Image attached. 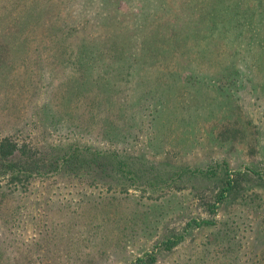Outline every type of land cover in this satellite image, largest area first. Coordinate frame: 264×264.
<instances>
[{
    "label": "rangeland",
    "instance_id": "1",
    "mask_svg": "<svg viewBox=\"0 0 264 264\" xmlns=\"http://www.w3.org/2000/svg\"><path fill=\"white\" fill-rule=\"evenodd\" d=\"M63 1L52 26L75 18L70 32L0 23V139L41 166L69 158L0 175V264H264V69L246 57L259 0ZM101 68L114 101L98 106Z\"/></svg>",
    "mask_w": 264,
    "mask_h": 264
},
{
    "label": "trees",
    "instance_id": "2",
    "mask_svg": "<svg viewBox=\"0 0 264 264\" xmlns=\"http://www.w3.org/2000/svg\"><path fill=\"white\" fill-rule=\"evenodd\" d=\"M9 2V8L7 6L4 7L3 4H0V23L3 21H5V25H7V27L10 25V22L13 19H17V23L16 26H20L21 28H23V30L25 29L26 32L28 34H30V31L32 30V26L34 28L38 29L41 27V22L44 21L46 22L47 25H49L50 27L47 28H56V26H52L54 23H56L57 21H59L61 15H62V10L64 9V5L65 2L63 0H57L56 2L52 1V0H15V2H13V0H6ZM75 1V0H73ZM96 0H88L87 4L84 7H88L90 5H93L95 3ZM112 1L113 0H99L100 4H103L104 7L106 9H108V14H110L112 12ZM219 1H227V0H219ZM82 2H86L85 0H82ZM232 2H238L240 5L242 3V1H236V0H232L229 2V5L232 7ZM60 4H62L63 6L60 7ZM221 4V2H220ZM16 6H19V11L21 12V14L19 15H14L13 11ZM114 7V6H113ZM249 9L246 10V20H249V24L251 26H253L254 24V28L255 26L258 25L257 29H259L261 27V20L264 19L263 17H257L256 13L258 12L257 8L259 7H263L264 8V0H259V4L256 6H247ZM103 8V7H102ZM115 8V7H114ZM113 8V9H114ZM100 7L98 8V12H99ZM74 10L69 9L67 11L66 16L73 14ZM97 12V13H98ZM9 13V14H8ZM221 12L217 14V16H220ZM54 17V19L52 18ZM46 18L51 19V22H47ZM70 23H64L63 22V27H58L56 28V30H64L67 32H70L69 30L72 29L73 27H70V24H72V26L76 23L75 18L69 21ZM261 24V25H260ZM36 26V27H35ZM69 28L67 29L66 27ZM13 27V26H12ZM67 29V30H65ZM256 29V28H255ZM254 31V30H253ZM251 34V37H255V36H259V41H254L252 39V41L248 40V46L246 45V57L247 59L252 57V56H256L255 57V61L257 63V65L260 68L264 69V37H262V35H260V33H256V34ZM249 34V35H250ZM87 40V39H86ZM256 42V43H255ZM255 43V44H253ZM240 49H235V51H233L235 53V57L234 59H237L238 56L240 54H238L240 51ZM184 52H189V50H184ZM176 50L174 51V49L171 48H166V47H161L160 48V53L165 57H168L170 59H180L181 57L186 56L184 52H177L175 53ZM232 52V51H230ZM229 52V53H230ZM228 56V55H227ZM232 56V54H230V57ZM245 55L241 56V59L243 60ZM87 55H83L82 53H77L76 55V60L79 59L80 63H85L88 59H87ZM234 59H232V63L234 64L235 62ZM252 60V59H251ZM246 63V62H244ZM249 64V61L248 63ZM155 72H159V70H154ZM97 72V75L100 77L97 78H92V81H95L98 83L97 87H95V96L93 97L94 100V104L98 105V106H102L105 102H113L114 99H109L110 95L113 94L112 92H106L108 95L103 96V91H102V85H106V83H108L109 79L108 76H104L105 72H104V68H101L99 71H95ZM128 73H125V75H127ZM102 77H104L103 83L100 84ZM75 84L77 87H84V84L82 82L79 81H75ZM115 114L108 115L106 114L107 121H108V130L106 132H104L102 135H109L111 141L114 140V138L116 137V139H118L119 136H121V134L117 135V132L114 130V121L112 118H114ZM59 118V117H58ZM91 120H94L91 117ZM132 121V117L129 118L128 122ZM80 126V125H78ZM31 147H29L26 143L19 145L16 141H14L11 138H4V139H0V175H5V176H9L10 179H12L13 181L15 180H21L20 176H24V177H30L31 175H33L35 172H41L43 169V171H52L53 169H56L58 166L59 168H63L62 164L64 162H68L67 160H69V158L67 159V157L65 155H63L62 157V161L60 160V158H46L47 162H44V165L41 166L40 160L34 158V157H30V155H27L26 153H30ZM79 156L80 153L74 151L73 155H71L72 159L74 157V155ZM92 155H88V156H93L92 159L88 158L90 160V162L93 161L92 164H96L98 163L99 167H103V163L100 161L103 159V155L106 154V152H101L100 150L96 151L95 153H91ZM115 156H117L116 154H114ZM50 160V161H49ZM119 167L122 168V165L124 164V161L119 159ZM84 162H87L84 159ZM46 166H48V168H46ZM79 165H77L78 167ZM94 167V166H92ZM62 170V169H61ZM64 170H68L67 167L64 168ZM67 173H71V171L67 172ZM230 183V182H229ZM151 258L153 259V257L151 256ZM141 262L143 264H145L143 262V260H141Z\"/></svg>",
    "mask_w": 264,
    "mask_h": 264
}]
</instances>
